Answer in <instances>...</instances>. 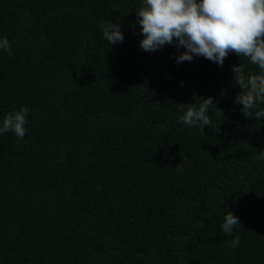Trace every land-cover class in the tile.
<instances>
[{
	"label": "trees",
	"instance_id": "1",
	"mask_svg": "<svg viewBox=\"0 0 264 264\" xmlns=\"http://www.w3.org/2000/svg\"><path fill=\"white\" fill-rule=\"evenodd\" d=\"M141 6L0 0V120L30 109L22 140L0 135V264H264V117L242 113L232 84L247 61L143 51ZM193 94L215 98L220 132L177 122Z\"/></svg>",
	"mask_w": 264,
	"mask_h": 264
},
{
	"label": "clouds",
	"instance_id": "2",
	"mask_svg": "<svg viewBox=\"0 0 264 264\" xmlns=\"http://www.w3.org/2000/svg\"><path fill=\"white\" fill-rule=\"evenodd\" d=\"M135 14L142 37L138 46L145 52L175 45L178 50L184 49L175 56L177 64L203 57L222 67L229 53L246 60L247 63L234 64L231 68L232 84L240 89L234 103L242 106L241 111L248 118L264 117V108L259 107L264 104V0H142ZM99 27L110 45L123 42L120 24L102 21ZM0 50L12 54L7 37H0ZM249 65L259 71L246 72ZM193 101L187 104L177 122L201 131L208 126L214 133L220 132L222 122H213L209 115L213 108L221 110L215 98L193 94ZM29 113L28 107H21L5 115L0 120V135L12 132L22 140ZM256 159L264 161V150L259 151ZM177 168L182 172L183 163H178ZM237 225H241L239 218L228 211L221 231L233 235ZM228 246L238 247L239 236Z\"/></svg>",
	"mask_w": 264,
	"mask_h": 264
}]
</instances>
